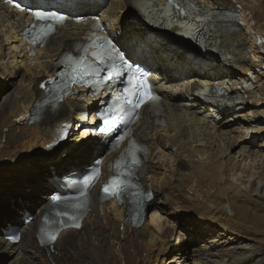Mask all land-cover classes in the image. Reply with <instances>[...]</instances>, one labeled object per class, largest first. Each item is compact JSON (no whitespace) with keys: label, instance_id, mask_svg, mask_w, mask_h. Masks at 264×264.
I'll use <instances>...</instances> for the list:
<instances>
[{"label":"bare ground","instance_id":"obj_1","mask_svg":"<svg viewBox=\"0 0 264 264\" xmlns=\"http://www.w3.org/2000/svg\"><path fill=\"white\" fill-rule=\"evenodd\" d=\"M221 1L236 9L245 25H240L238 21L234 24L237 29L216 40L214 45L219 57L211 60V63H203L195 60L192 54H186L185 50L175 48L168 51L166 45L150 43L129 26L125 28L132 20L128 0H23L22 7L26 9L33 5L53 4L66 9L70 16L56 36L49 39L44 51L39 50L30 57L19 34L30 17L29 11H20L9 1L0 0V77L5 81L17 75L16 69L20 66L24 68L21 81L27 74V83L22 87L19 84L14 96H6L0 105V186L12 170L20 176L25 171L38 170L43 162L48 167L49 177H62L89 166L82 164L93 150L104 154L106 146L97 150L102 141L89 138L90 134L84 126L77 127L80 109L94 111V105L88 102L84 93L80 94L81 99L66 103L56 116L47 115L41 123L28 124L26 121L34 107V99L39 100L42 96L39 83H45V76L57 68V58L74 38L87 36L96 29L91 26L92 17H95L105 22L107 31L114 34L118 46L128 57L150 67L156 66L163 78L161 86L167 105L156 116L159 122L153 125L149 107L145 106L142 108L144 114L135 125L137 137L148 149L145 163L139 169L143 184L149 185L154 198L158 197L165 207L173 211L178 208L194 213L224 230L245 228L247 232H257L264 242V200H252L249 192L244 190V193L240 184L230 180L237 174L240 183L251 182L253 189L256 185L258 188L261 184L264 186V144L260 142L247 151L241 149L238 153L243 157L237 162L233 155L228 156V152L239 137L228 136L213 125L218 123L217 115L214 116L216 113L222 117L227 111L245 109L246 99H252L255 106L256 102L264 100V82L259 83L257 75L250 73L264 65V46L258 43V40H264V0ZM248 2L251 5H246ZM81 16L85 19L77 23L76 18ZM226 82L228 91L235 96L212 110L206 102L208 88ZM214 95L219 96L217 93ZM252 112L255 116L258 113L257 109ZM209 118L208 123L206 119ZM250 119L246 117L247 121ZM219 123L218 127L223 128L224 123ZM67 128L70 129L69 137L61 140L58 131ZM251 128L249 125L250 132ZM50 144L52 147H48ZM251 156L253 158L246 163ZM7 158L9 163L6 164L4 159ZM108 158L109 155H106L105 161ZM61 159H64L63 163ZM253 162H257V167ZM59 166L63 167V171H59ZM65 168H70V171ZM255 177L259 178L257 182ZM8 179L18 188L25 185L27 199L17 207L14 202L7 203V208H17L16 216L19 217L25 214V210H22L25 204L29 205L28 212L34 210L28 223L18 218L19 222L14 225L7 218L2 219L0 257L8 259V264H163L167 256L164 252L163 256L160 255L162 249L164 246L169 248L170 240L182 232L180 226H165L166 221H161V215H168L170 211L159 206L154 199L145 204L146 214L139 229L132 226L123 219V206L116 207L113 200L100 204L95 201L98 193L95 186L93 200L81 227L59 233L54 247L52 243L42 245L36 238V232L47 198L56 191V184L53 180H42L46 186L42 190L37 180L29 183L22 178L18 181L13 174ZM48 189L52 191L40 194ZM7 190L9 188H4L6 193ZM238 200L241 202L238 203ZM246 200L253 202L250 204ZM226 207L230 209L228 213L223 210ZM172 218L176 224L180 220L179 215ZM186 223L195 234L204 227H196L197 223ZM9 226L20 229V241L16 245L4 238L3 231ZM181 238L189 237L183 235ZM205 240V244L209 245L207 250L214 251V254L215 247L222 243L212 236ZM189 249L182 244L176 249L177 254H182L183 261L185 256H190ZM205 253L203 251L201 254ZM253 257V253L242 254L240 258H233L231 263H247ZM175 258L172 256L168 261ZM195 260L205 264L199 258ZM215 264H220V260Z\"/></svg>","mask_w":264,"mask_h":264},{"label":"snow or ice","instance_id":"obj_2","mask_svg":"<svg viewBox=\"0 0 264 264\" xmlns=\"http://www.w3.org/2000/svg\"><path fill=\"white\" fill-rule=\"evenodd\" d=\"M16 7L20 11H31V19L25 25L28 29L25 35L36 45H43L45 38L56 31L55 24H63L68 20L66 15L57 11L26 9L19 4H16ZM130 7L136 10L137 19L142 23L155 24L158 19L166 20L167 25L161 24V27L171 26L177 15L202 25L214 23L219 19L210 9L198 6L194 0H161L158 6L155 5L154 0H132ZM84 19L85 17L82 16L76 18L77 23ZM226 19L239 20L240 25H245V21L240 18L237 11L228 13ZM91 26L103 31L99 20L95 17H92ZM184 27L186 30L182 35L190 36L192 39L197 38L200 32L198 26L185 24ZM258 43L264 46V40H258ZM200 46L208 47L209 45L202 42ZM57 62L63 70L57 72L60 83L53 90L51 97L53 107L69 95L70 86L73 84L85 86L95 95L102 90H107L111 94L112 82L120 83V88L115 96L96 114L104 123V127L99 129L101 133L111 135L114 131L116 132L114 147L124 143L127 138V143L121 150L119 158L110 166L113 174L102 186L101 200L113 198L118 203H124L127 199L130 204L134 205L135 216L132 222L135 223L143 209L145 200L153 199L150 191L142 190L139 183L133 180L136 170L142 163L140 154L145 153L146 148L131 137V129L122 133L117 129L121 124L127 125L133 115L138 116V110L145 106H149L155 111L160 106V97L151 91L148 73L131 62L118 46V42L110 35L93 33L90 42L78 48L76 55L70 51L64 52ZM49 83L56 84L55 77L51 78ZM39 87L43 89L45 84L39 83ZM44 103H48V100H45ZM65 138L66 133L60 136L61 140ZM48 147H52V145L50 144ZM99 173L100 169L95 167L90 174H86L82 180H78L74 195L51 197V211L43 215V220L49 227L41 229L40 243L42 245L52 243L54 247L63 228L81 227L79 220L82 211L88 204V193Z\"/></svg>","mask_w":264,"mask_h":264},{"label":"rangeland","instance_id":"obj_3","mask_svg":"<svg viewBox=\"0 0 264 264\" xmlns=\"http://www.w3.org/2000/svg\"><path fill=\"white\" fill-rule=\"evenodd\" d=\"M246 5H251V3L248 2V4H246ZM1 48L2 47L0 46V49ZM17 70H18V74L11 76L10 78H7L8 81H6L7 79L4 81V78L0 77V105L2 104V102L6 96H12V97L14 96V92L18 89L19 84L21 85L20 87H22V85H25L27 83V81H26L27 80V74L22 79V81L20 79L21 74L24 71V68H21V66H20V68L16 69V71ZM253 70H254V72H252ZM253 70H251L250 73L253 76L255 74L257 75L256 79L259 80V83L264 82V80H263L264 79V65H262L261 67H258V68H254ZM235 73H237V72H235ZM259 74H260V76H258ZM241 75L242 74L240 73V76ZM252 101H253L252 99H249V100L246 99L245 109H236L234 111H229V112L227 111L225 114H222L223 115L222 117L221 116L219 117V115H217L216 116L217 122L219 123V121H221L222 124L224 123L223 128H219L218 123L213 124L218 131L220 130L221 132H224L225 134L227 133L226 135H228V136H238L239 137L237 139V142L234 144V146L228 152V156L233 155L235 158V161H237V162L240 161L243 157V155H240V152L238 153V151H240L241 149H245L246 151L248 149H252L253 147H256L260 142L264 144V100L256 102V106L252 104L253 103ZM248 106H249V108H248ZM256 109L258 111V113H257L258 116L257 115L255 116V113L253 114V112H252V110L255 111ZM248 112H249L248 115L243 116V115H245L244 113H248ZM235 114H236V117H234ZM246 117H248V118L250 117L251 119L249 121H247ZM21 124L23 125L25 123H21ZM239 125H240V127L242 126V128H240ZM249 125L252 126V128H251L252 132H250V130H249ZM82 126H84V125H82ZM245 126H247V128ZM242 146H243V148H241ZM95 151L96 150H93V153L91 155H89L88 158L85 159L84 164H82L83 166H85L86 164H89L88 161H90L92 159V157L94 156V153H96ZM100 153H101V151H98V154H100ZM247 153H249V152H247ZM58 154L61 155L60 152ZM244 155L246 156V152L244 153ZM227 157L225 159H227ZM251 158H253V156L247 158L246 163L249 162V159H251ZM61 160L63 163L64 159H61ZM4 161L6 162V164L9 163V158L4 159ZM154 161H152V162H154ZM149 163H151V162L149 161ZM252 164L257 167V165H256L257 162H253ZM59 167H60L59 171H63V167H61V166H59ZM71 169H72V167H71ZM36 170H37V168H36ZM36 170L25 171L24 173L19 174L20 176L16 175L17 173H15V171H13V170H12V172L10 171V173L13 174L15 179H18V181H21L22 178H26L25 182H29V183L37 180L38 181L37 182L38 187H42V190H44L43 188H46V186H45L43 181L47 180V179L50 180V178H51V177H49L48 167L43 162H41L40 166L38 167V170L37 171ZM65 170L70 171V168H65ZM253 171H255V170H253ZM11 174H7V176L4 177V180H2L3 185L0 186V211L2 212V215L0 214V225L2 224L3 218H7L8 221L12 222V224H14V225L19 222V219L22 220V216L21 217L16 216L17 208H9L8 207L11 211H7L8 208L5 204L10 203V202H14L16 204V207H17V206H19V204H21V201H25L27 199L25 196L26 192H27V188L25 187L24 184L20 185V188L16 187L13 183H11L12 186H10L11 184L9 183L8 177ZM58 174H59L58 176H60V173H58ZM237 178H239V176L236 174V175L230 177V180H232V182L234 184H237V185L240 184L243 192H244V190L247 193L249 192L252 200L255 199L259 202H261V200L262 201L264 200V199H262V198H264V186H263V184H261V186H259V188L256 185V188L254 187L255 189H253V187H251V182L240 183V181H238ZM242 180H245V179L242 178ZM258 180H259V178L255 177V182H257ZM243 184L245 185V187L243 186ZM147 187L150 188L149 185H147ZM4 188L5 189L9 188V190H7L8 191L7 193L4 191ZM51 191H52L51 189H48L47 191H44V192L42 191L40 194L48 193ZM34 192H36V191H34ZM189 195H191L190 192H189ZM243 200H245V199H243ZM154 201L159 206H162L167 211H170V214H168V215H164V214L161 215V221L162 222H163V220L166 221L165 226L169 227V228H172L173 226L174 227L180 226L181 231H182L180 236H178L179 234H176L170 240L169 248L168 247L166 248V246H164V249H162V251H161L162 253H160V255H162L164 252V254H166V256H167L166 257L167 259L164 260L163 264H200L197 260L194 261V259H197V258H199L205 264H215V261H219V260H220V264H233V263H231L234 260L233 258H240L242 256V254L247 255L249 253H253L254 257L252 258L251 261H249L247 263H242V264H264V262L263 263L261 262V260L264 259V242H262L260 240L263 238L261 234H258L257 232H247L248 229L246 230L245 228H241L240 230H234V231L224 230L223 227L221 228L220 226L214 224V222H212L211 220L201 218V216H198L194 213H187V212H184L183 210H180L178 208L176 210L174 209V211H173L170 208L165 207V205H163L161 203V200L158 199V197H155ZM239 202H241V201L238 200V203ZM246 202H248V203L251 202L250 204H252L253 201H251V200L247 201L246 200ZM28 208H29L28 204H25V206H23L22 210H25L24 213L30 212V211L28 212ZM223 210L226 213H228L230 211V209L227 207L223 208ZM33 211L30 212L31 215L33 214ZM101 213H103V212H101ZM175 215L180 216V218H179L180 220L178 221L177 224L174 221V219L172 218V216H175ZM110 217H112V214H110ZM187 221L189 224L190 223H197L198 225H196V227H199V228H202L203 226L204 227L201 231H198L197 234H195V232L191 231L190 225H188L186 223ZM145 222H147V219ZM201 225H203V226H201ZM139 227H138V229H139ZM199 228H197V229H199ZM2 230H3V228L0 227L1 232H2ZM222 233H225V234L223 235ZM183 235H185L189 238H186V239L184 238L182 240L181 237ZM210 236L216 237L217 240H220V242H222V243L218 244V247H215V249H216L215 254H214V251H208L207 249H209V245L205 244L206 243L205 238L210 237ZM179 237H180V239H179ZM228 237H231L232 239H228ZM181 244L183 246H186L187 248H190L189 249L190 250V254H189L190 256L189 257L185 256L184 261L181 259L182 254H180V253L177 254L178 251H176V249L179 248ZM191 250H193V251H191ZM203 251L206 253L201 254ZM255 254H256V256H255ZM169 256L170 257L175 256L176 258L173 261H168L170 259ZM231 256H235V257H231ZM7 261H8V259L6 260L3 257H0V264H6Z\"/></svg>","mask_w":264,"mask_h":264}]
</instances>
